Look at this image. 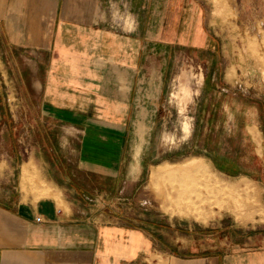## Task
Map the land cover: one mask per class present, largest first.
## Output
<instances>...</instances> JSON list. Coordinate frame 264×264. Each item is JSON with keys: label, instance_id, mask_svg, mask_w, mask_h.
Listing matches in <instances>:
<instances>
[{"label": "crops", "instance_id": "crops-1", "mask_svg": "<svg viewBox=\"0 0 264 264\" xmlns=\"http://www.w3.org/2000/svg\"><path fill=\"white\" fill-rule=\"evenodd\" d=\"M115 10L131 14L123 27ZM194 10L190 0H0V73L21 88L28 138L20 180L29 166L43 183L34 175L29 192L0 188V264H264V233H181L124 200L149 165L168 53ZM216 68L199 90L210 104L248 93ZM254 125L244 128L259 150ZM114 197L122 207L107 206Z\"/></svg>", "mask_w": 264, "mask_h": 264}, {"label": "rangeland", "instance_id": "rangeland-1", "mask_svg": "<svg viewBox=\"0 0 264 264\" xmlns=\"http://www.w3.org/2000/svg\"><path fill=\"white\" fill-rule=\"evenodd\" d=\"M190 1L197 15H185L186 29L179 32L183 40L188 34L187 41L181 44L178 36L179 41L168 53V84L153 117L146 153L149 165L136 188L127 191L126 207L129 213H156L168 227L181 233L261 234L264 140L261 150L255 148L244 125L254 123L264 135V0ZM126 15L131 19L128 11ZM164 55L160 47L159 59ZM211 66L217 67L214 72L219 77L226 69L232 72L229 76L242 81L249 91L237 97H212L216 109L209 116L208 106L213 105L199 95V90ZM12 79L10 74L6 82L0 73V188L18 189L23 194L33 189L32 177L38 179L40 174L24 166L23 182L20 180L22 141L28 138L21 133V88L10 82ZM12 112L17 116L12 117ZM257 130L253 131L256 139ZM31 137L38 140V134ZM194 157L205 165L203 170L193 172L182 167L184 160ZM151 170L162 174L151 178ZM225 184L236 186L239 194H223L220 187ZM101 185L109 187L105 182ZM247 185L258 191L259 202L248 197ZM30 198L36 197H18L21 201ZM56 198L59 200V195ZM124 200L114 197L105 205L121 206Z\"/></svg>", "mask_w": 264, "mask_h": 264}, {"label": "bare ground", "instance_id": "bare-ground-1", "mask_svg": "<svg viewBox=\"0 0 264 264\" xmlns=\"http://www.w3.org/2000/svg\"><path fill=\"white\" fill-rule=\"evenodd\" d=\"M231 74V72H229ZM229 75V74H228ZM231 76V75H230ZM231 78V77H230ZM183 83V81L181 82ZM191 157V156H190ZM170 164L169 162L167 163V165ZM183 166L182 167H186V169L188 171H193V172H199L201 170H203L205 168V165L203 163H201L200 159H198L197 157H194V158H191V159H188V160H184L183 161ZM181 165V164H180ZM168 167V166H167ZM180 168V166H177ZM161 168V167H160ZM163 169V168H162ZM163 171V170H162ZM160 171V172H162ZM165 171V170H164ZM166 172V171H165ZM29 173V172H28ZM160 174V173H158ZM157 173H155L154 171L151 170V174H150V177L151 178H154L155 176L158 175ZM162 174V173H161ZM160 174V175H161ZM164 174V173H163ZM182 175V174H181ZM159 176V175H158ZM160 178V177H159ZM200 179V178H199ZM201 179H204V178H201ZM209 179V178H208ZM154 181V180H153ZM211 183V182H210ZM220 191L223 192V194H228V193H236V195L239 194L238 192V189L236 188V186H233V185H230V184H225V185H222L220 187ZM246 191H247V195L248 197H251L253 198L256 202H259V194H258V191L252 187V186H249L247 185L246 186ZM211 192H213L211 190ZM217 202V201H216ZM212 207V205H211ZM220 209V208H219ZM243 210V209H242ZM207 221V220H205Z\"/></svg>", "mask_w": 264, "mask_h": 264}, {"label": "built area", "instance_id": "built-area-1", "mask_svg": "<svg viewBox=\"0 0 264 264\" xmlns=\"http://www.w3.org/2000/svg\"><path fill=\"white\" fill-rule=\"evenodd\" d=\"M114 14H115L116 18H119V20L121 21V23H119L120 25H122L125 22V17L128 16V15H126V11L120 12L119 10L118 11L115 10ZM122 27H123V25H122Z\"/></svg>", "mask_w": 264, "mask_h": 264}]
</instances>
